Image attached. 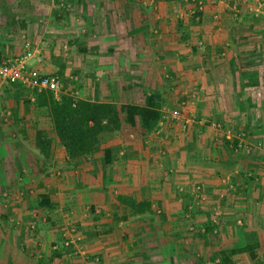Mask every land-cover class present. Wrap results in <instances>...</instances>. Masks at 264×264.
Wrapping results in <instances>:
<instances>
[{"label": "crops", "instance_id": "obj_1", "mask_svg": "<svg viewBox=\"0 0 264 264\" xmlns=\"http://www.w3.org/2000/svg\"><path fill=\"white\" fill-rule=\"evenodd\" d=\"M191 1L78 0L65 13L27 0L21 31L1 29L12 54L0 59L30 43L31 66L64 79L63 96L118 107L155 97L182 119L150 134L124 124L102 148L110 165L70 159L34 116L19 115L24 139L2 126L0 264H222L224 250L264 249V0H198L195 12ZM38 129H51L49 159ZM143 202L150 211L136 213Z\"/></svg>", "mask_w": 264, "mask_h": 264}, {"label": "trees", "instance_id": "obj_2", "mask_svg": "<svg viewBox=\"0 0 264 264\" xmlns=\"http://www.w3.org/2000/svg\"><path fill=\"white\" fill-rule=\"evenodd\" d=\"M12 88L24 90L16 85ZM33 96L35 106L40 110H46L53 131L70 159L101 155L105 164L110 165L114 159V151L102 148L115 138L124 124L131 128L140 126L146 134H150L156 131L163 121L161 105L155 97L148 98L144 107L135 105L118 107L113 104L76 100L69 95H64L60 101H56L51 92L33 93ZM53 141L54 138L47 130H37L35 148L47 159L51 156ZM40 207L43 209L52 207L48 197H41ZM134 209L136 213L147 212L150 211V205L143 202ZM253 240H256V237H253ZM258 248L259 245L252 242L242 249L224 250L220 252L222 264H232L234 257L243 253L250 254L253 264H264L258 257Z\"/></svg>", "mask_w": 264, "mask_h": 264}, {"label": "rangeland", "instance_id": "obj_3", "mask_svg": "<svg viewBox=\"0 0 264 264\" xmlns=\"http://www.w3.org/2000/svg\"><path fill=\"white\" fill-rule=\"evenodd\" d=\"M27 0H0V32L1 29L4 28L8 30H13L17 32H20L22 27H21V22H23V14H26L25 12V8L28 5V3H25ZM74 2L78 1V0H73ZM192 2V1H191ZM189 2V4L192 5V3ZM194 8V7H193ZM63 11V10H62ZM193 11H197L194 10ZM192 11V12H193ZM58 12V11H57ZM65 13H69L68 11H66ZM75 13V11H74ZM78 14V12H77ZM193 16V13H192ZM194 17H198L197 13L194 15ZM196 19V18H195ZM5 36H0V58L6 60V55H10L12 53H9V50L7 49V43L11 42V39H7V42H5ZM6 43V44H5ZM36 49H33V51ZM1 60V59H0ZM3 61V60H1ZM56 77H59L57 75H54ZM60 78V77H59ZM64 82V79H63ZM66 90V88H65ZM33 95L26 92V91H22L19 89V91H16V88H12L9 86H4L3 88L0 89V119H1V128L2 126L4 127H12L14 126L17 129V133L20 131V127H22V119H19V115L21 113H23L25 116H34L33 119V125L31 126L33 129L37 128V124L38 123H44V125L49 124V126L47 128H51V121L50 118L46 112V110H40L35 106V102L32 101L33 99ZM170 114H166V116H163V122L167 121V118L169 117ZM16 118L17 120H15V123L13 122L14 119ZM164 117H166V119H164ZM13 119V120H12ZM171 119H169L170 121ZM219 124V123H218ZM218 124H216V127H218ZM7 125V126H6ZM18 125V126H15ZM27 125V123L25 124V126ZM30 125V123H29ZM222 129V127H221ZM49 132H51V129H48ZM187 131V130H186ZM22 132V131H20ZM0 139L2 137V132L0 131ZM24 133H19L17 137L23 138ZM4 137V136H3ZM241 141V139H240ZM242 144L241 147H239V145ZM237 149H244L245 148V143L241 142L238 144H235L234 146ZM220 223V222H219ZM247 245V244H246ZM260 248V247H259ZM257 249V254H258V250ZM260 253L264 252V249L259 250ZM250 255V254H249ZM259 256V255H258ZM218 257L221 259V255L220 253L218 254ZM233 264V263H232Z\"/></svg>", "mask_w": 264, "mask_h": 264}, {"label": "built area", "instance_id": "obj_4", "mask_svg": "<svg viewBox=\"0 0 264 264\" xmlns=\"http://www.w3.org/2000/svg\"><path fill=\"white\" fill-rule=\"evenodd\" d=\"M59 8L61 10L68 11L69 13L74 12L76 9V4L73 0H57ZM195 10H201L203 4L201 1L192 0L191 2ZM199 21V17H196ZM26 51L23 55L14 57L9 61L0 60V89L4 86L13 87L14 85L23 88L26 91L33 93H53L55 100L60 101L63 96L65 85L63 80L59 77L48 75L41 72L37 68L31 66V61L36 60L37 52L33 51L30 43H26ZM34 97V96H33ZM35 101V99H32ZM169 119L173 121H179L182 119V114L179 111H173L169 113ZM166 119V117H164ZM188 122L183 126V131L187 130ZM0 129H1V119H0ZM241 147V146H240ZM194 193L197 201H201L204 197V189L202 186H196L194 188ZM236 264H241L240 262Z\"/></svg>", "mask_w": 264, "mask_h": 264}]
</instances>
